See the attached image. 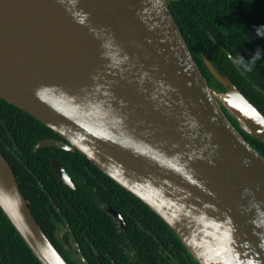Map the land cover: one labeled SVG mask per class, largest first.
Listing matches in <instances>:
<instances>
[{
  "label": "water",
  "instance_id": "water-1",
  "mask_svg": "<svg viewBox=\"0 0 264 264\" xmlns=\"http://www.w3.org/2000/svg\"><path fill=\"white\" fill-rule=\"evenodd\" d=\"M201 58L215 83L166 0H0V98L138 197L199 264H264V155L240 132L264 142V114ZM49 145L67 148H35ZM0 209L41 264H69L1 151Z\"/></svg>",
  "mask_w": 264,
  "mask_h": 264
},
{
  "label": "trees",
  "instance_id": "trees-1",
  "mask_svg": "<svg viewBox=\"0 0 264 264\" xmlns=\"http://www.w3.org/2000/svg\"><path fill=\"white\" fill-rule=\"evenodd\" d=\"M166 1L193 59L206 77L207 82L209 84L215 83L203 63L201 53L215 67L223 71L264 114V97L251 84L254 82L264 89V35L258 36L256 34L257 32L264 33V0ZM257 49H259V57L253 61L251 57ZM226 51L232 55L236 62L239 56L243 57V61L237 64L244 71V74H240L235 68ZM216 85L222 89L221 84L216 83ZM228 117L234 124H237L233 116L228 115ZM42 130L52 129L26 111L0 98V151L11 166L20 191L43 231L60 252V248L56 246L51 234L54 222L60 219V216L49 212V210L56 212L53 206L54 202L63 209V211L61 210L63 217L71 226L72 236L78 242L86 258L91 259V257H94V254L88 256L90 254L87 255L86 253V246L89 243L86 242L85 234H88L93 244L92 247L89 246V251L96 249L102 255H105L104 250H107L109 255L105 259L108 260L111 257L118 264L127 262L126 258L122 257L119 249L111 248L114 242L110 228L111 218H106L108 213L96 202L79 196L77 190L67 189L58 180L59 189L55 194L48 193L50 195L48 196L47 192L50 187L46 184V180L50 181V178L56 180L57 175L50 165L46 153L48 148L41 147L34 150L32 147L35 140L42 135ZM240 132L254 148L264 155L263 141L241 129ZM11 138H13L17 148L14 147ZM61 155L64 160L72 163L75 162V156L77 155L86 167L91 166L94 171L101 174L104 183L110 181L112 188L116 191L115 195L121 198V202L129 212L144 225L149 224L154 219L158 222V226L154 228L156 232L159 226H163L165 230H170L145 203L114 182L78 150H61ZM67 202L70 203V206L67 205ZM112 204L118 205L115 201H112ZM47 206L49 207L46 208ZM122 217L131 220V215L127 214L126 216L124 213ZM98 218H100L99 221ZM139 233L148 236L144 230L136 231V234ZM116 239H119V237ZM160 241L164 247L171 250V245L166 239H160ZM171 241L175 243L174 246L183 247L176 237H171ZM153 242H156V239L149 240L147 246L154 248ZM0 264H41L1 209Z\"/></svg>",
  "mask_w": 264,
  "mask_h": 264
},
{
  "label": "flooded vegetation",
  "instance_id": "flooded-vegetation-1",
  "mask_svg": "<svg viewBox=\"0 0 264 264\" xmlns=\"http://www.w3.org/2000/svg\"><path fill=\"white\" fill-rule=\"evenodd\" d=\"M225 112L227 115L232 116L230 111L227 112L225 110ZM41 134L42 135L33 143L32 147L34 150L38 149L35 148L36 143L44 138L55 139L64 142L67 145V148H61L54 145L42 146L48 148V152L46 150V153L49 157L52 169L53 166L51 160H57L61 163L66 176L70 180V184L63 182L53 169L54 173L57 175V179L55 180L50 178V181L46 180V184L50 187L47 194H55V192L59 189L58 181H60L67 187V189L77 190L79 196L88 198L89 201L91 200L96 202L102 209H104L108 213L106 218H111L110 228L114 238L111 248L119 249L122 257H125L127 260V262H120V264H199V262L191 255L188 249L182 244L179 238L171 231L163 220L161 221H163L170 230H165L163 226H159L158 231L156 232V229L154 228L158 226V222L154 219H152L149 224L144 225L138 218L129 212L127 207L121 202V198L115 195L116 191L112 188L111 182L109 181L108 183H104L102 181L101 174L99 172L94 171L91 166L86 167L84 162H81L77 155L75 156V162L73 163L64 160L61 155V150H77L73 148V146L66 139L53 130H42ZM14 144L15 143H13V145ZM14 147L17 148L16 144ZM40 148L41 147H39V149ZM48 196L50 195L48 194ZM101 198H103V200H101ZM112 201L117 202L118 205L115 206L112 204ZM67 205L70 206V203L67 202ZM53 206L55 207L54 209L56 212L51 210H49V212L60 216V219L54 222V228L51 233L53 235L52 239L56 243V246H59L60 252L62 256L66 258L67 262L70 264H118V262L111 257H109L108 260L105 259V257L109 255L107 250H104L105 255H102L96 249L89 251V246L92 247L93 244L91 243L88 234H85L86 242L89 243V245L86 246V253L87 255L88 253L90 254L88 256L94 254V257H91V259L86 258L83 255L78 242L72 236L71 226L68 225L67 221L63 217V209L58 207L54 202ZM48 207L49 206L46 208ZM72 210L74 211V209ZM124 213L126 216L127 214L131 215V220L128 218L124 219L122 217ZM54 215L53 217H55ZM99 220L100 218H98V221ZM140 229L144 230L148 236L141 233L136 234V231H139ZM173 236L178 239L183 247L174 246L175 243L171 241V237ZM117 237H119V239H116ZM151 239H156V242L152 243L154 248H149L147 246L149 240ZM160 239H166L171 245V250L164 247ZM102 257L103 259H101Z\"/></svg>",
  "mask_w": 264,
  "mask_h": 264
},
{
  "label": "clouds",
  "instance_id": "clouds-1",
  "mask_svg": "<svg viewBox=\"0 0 264 264\" xmlns=\"http://www.w3.org/2000/svg\"><path fill=\"white\" fill-rule=\"evenodd\" d=\"M258 36L264 35V33L261 32H257L256 33ZM259 57V49H257V51L255 53H253V56L251 57V60H256ZM243 61V57L239 56L237 59V63Z\"/></svg>",
  "mask_w": 264,
  "mask_h": 264
}]
</instances>
